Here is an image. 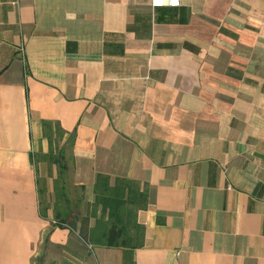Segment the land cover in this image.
Here are the masks:
<instances>
[{
  "label": "crops",
  "instance_id": "0c3cea01",
  "mask_svg": "<svg viewBox=\"0 0 264 264\" xmlns=\"http://www.w3.org/2000/svg\"><path fill=\"white\" fill-rule=\"evenodd\" d=\"M43 122L73 134L82 216L98 176L147 192L128 248L40 217ZM42 243L75 264H264V0H0V264Z\"/></svg>",
  "mask_w": 264,
  "mask_h": 264
},
{
  "label": "trees",
  "instance_id": "16d2710c",
  "mask_svg": "<svg viewBox=\"0 0 264 264\" xmlns=\"http://www.w3.org/2000/svg\"><path fill=\"white\" fill-rule=\"evenodd\" d=\"M42 128V135L48 141L46 161L56 168L57 179H60L62 185V188L58 185L55 188L58 200H62V208L54 211L50 220L51 227L65 228L71 233L77 232L78 238L85 245L128 248L127 245L134 243L136 239L131 230L135 232L137 238L141 236L142 228L136 225L134 216L137 210L146 207L147 192H139L135 183L126 180H116L111 186L108 178L98 176L94 185V202L89 206L87 215L82 216V189L75 187L71 181L73 134L66 135L57 123L43 122ZM64 138L67 146H59L58 142ZM67 151L69 155L66 156ZM33 157L34 154L31 156L32 163ZM66 159L70 162L69 186L73 191V197H70L65 189L67 181L63 178V172L68 169ZM37 192L38 196L44 194L43 190L37 189ZM39 215L42 219L48 220L40 208ZM90 220H94L93 226H90Z\"/></svg>",
  "mask_w": 264,
  "mask_h": 264
},
{
  "label": "rangeland",
  "instance_id": "374dc122",
  "mask_svg": "<svg viewBox=\"0 0 264 264\" xmlns=\"http://www.w3.org/2000/svg\"><path fill=\"white\" fill-rule=\"evenodd\" d=\"M58 144L59 146H67L66 138L58 142ZM47 151L48 141L42 136L34 144V157L32 164L36 173L37 189L44 191L43 195L38 196L40 211L45 213L48 219L52 220L54 211L61 210L62 208V200H58L55 192L56 185H58L59 188H62V185L60 184V179H57L58 172L56 168L52 167L46 161L45 155ZM67 155H69L68 151L66 153V156ZM66 165L68 169L63 172V178L67 181L65 189L69 192V196L73 197V191L69 186L70 162L68 159H66ZM74 253H79L74 244L67 247V249H62L60 247L45 245L42 243L33 258V264H75V261L72 258Z\"/></svg>",
  "mask_w": 264,
  "mask_h": 264
},
{
  "label": "built area",
  "instance_id": "2783aa9c",
  "mask_svg": "<svg viewBox=\"0 0 264 264\" xmlns=\"http://www.w3.org/2000/svg\"><path fill=\"white\" fill-rule=\"evenodd\" d=\"M180 4V0H151V6L153 8L160 6L177 7Z\"/></svg>",
  "mask_w": 264,
  "mask_h": 264
}]
</instances>
